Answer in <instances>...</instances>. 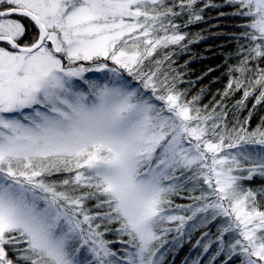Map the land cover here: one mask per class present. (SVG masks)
I'll return each mask as SVG.
<instances>
[{
	"label": "snow or ice",
	"instance_id": "obj_1",
	"mask_svg": "<svg viewBox=\"0 0 264 264\" xmlns=\"http://www.w3.org/2000/svg\"><path fill=\"white\" fill-rule=\"evenodd\" d=\"M225 5L243 23L222 97L264 105V0ZM210 7L0 0V264H167L210 224L185 264H264V121L201 107L172 67Z\"/></svg>",
	"mask_w": 264,
	"mask_h": 264
},
{
	"label": "trees",
	"instance_id": "obj_2",
	"mask_svg": "<svg viewBox=\"0 0 264 264\" xmlns=\"http://www.w3.org/2000/svg\"><path fill=\"white\" fill-rule=\"evenodd\" d=\"M211 3L221 5V7L205 8L202 21L192 23L187 27L182 26L181 31L193 38L194 42L187 43L184 50H180L179 46H171L175 52L173 56L175 63L172 67L177 68L183 74L184 83L180 85V88L187 91L188 99L201 95L200 106L207 105L209 109L217 102L225 104L228 110V120L232 123L236 121L242 123L251 113V120L248 124L251 130L264 121V105H257L254 108V99L249 98L246 101L247 106L238 110L234 105L241 99L242 93L222 97L230 78L229 66H234L238 62L236 55L238 44L228 37L233 33L239 34L237 26L243 21L230 15L233 9L225 5V0H211ZM177 23L183 24V21L178 20ZM260 183L262 181L259 179H254L252 183L246 182L251 187H257ZM176 199L175 204L189 203L187 199L180 197ZM212 229L214 226L210 224L207 228L196 230L190 235L189 241L183 244V247L166 258L167 264L172 260L173 264H183L195 246V242L205 231ZM106 238L118 239L112 234H108Z\"/></svg>",
	"mask_w": 264,
	"mask_h": 264
},
{
	"label": "rangeland",
	"instance_id": "obj_3",
	"mask_svg": "<svg viewBox=\"0 0 264 264\" xmlns=\"http://www.w3.org/2000/svg\"><path fill=\"white\" fill-rule=\"evenodd\" d=\"M249 183H252V182H249ZM255 183H256V182H255ZM260 184H261V183H260ZM260 184H258V186H259ZM246 186H249V184H246ZM252 187H254V186H252ZM255 187H256V186H255ZM186 194L188 195V193H181L180 196L175 197V198H174V203L177 202V199H176V198H179V197H180V198H182V197H186V196H187ZM183 199H185V198H183ZM190 223H191V222H190ZM199 229H200V228H197V229H189V230H187V231H186V235H185V237H182V238L180 239V243H181L182 245H183L184 243H187V242L189 241L190 235L193 234L196 230H199ZM208 232H209V235H210V236L214 237V235H215V228L212 229V230H210V231H208ZM172 235H175V234L173 233ZM172 235L169 236V240L172 239ZM205 240H207V237L205 238ZM213 247H215V246H213ZM179 248H181L179 245L175 246V248H174L172 251L166 253V258H167L170 254H174L175 252H177ZM210 251H211V250H210ZM199 254H200V250L197 249L196 246H194V247L191 249V252L187 255V257H191L192 259H194L195 256H196V255H199ZM173 263H174V262H173V260H172V261H170L168 264H173ZM183 264H185V260H184ZM205 264H207V261H205Z\"/></svg>",
	"mask_w": 264,
	"mask_h": 264
}]
</instances>
